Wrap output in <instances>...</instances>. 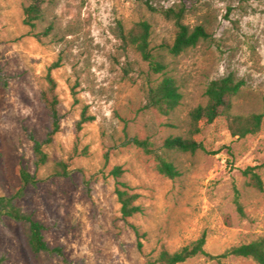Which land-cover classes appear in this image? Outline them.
<instances>
[{"label":"rangeland","instance_id":"obj_1","mask_svg":"<svg viewBox=\"0 0 264 264\" xmlns=\"http://www.w3.org/2000/svg\"><path fill=\"white\" fill-rule=\"evenodd\" d=\"M28 2L0 0V65L9 79L7 87L0 85V195L21 187L22 166L35 173L30 134L46 137L50 118L42 92L50 65L64 53L63 65L52 70L61 130L45 146L49 162L37 172V184L18 199L25 212L46 224V240L62 246L64 256L34 252L28 225L3 218L1 264H148L162 249L178 250L204 232L211 254L264 235V125L241 138L231 135L223 117L200 121L192 135L201 143L197 151L164 147L170 136H190V111L206 104L211 80L230 72L245 80L234 113L264 110V0H51L41 27L54 22L60 35L43 41L23 22ZM181 4L185 23L203 25L210 37L178 56L162 50L166 72L183 93L181 105L167 116L149 106L146 95L162 74L123 48L116 31L119 22L131 27L146 19L157 51L174 41L176 26L149 6ZM83 112L91 119L77 132ZM156 153L170 157L180 176L160 173ZM59 161L68 163L67 175L55 173ZM118 165L124 170L120 180L139 194L143 207L128 219L112 173ZM248 167L260 174L262 190L249 184ZM237 193L245 216L237 209ZM179 264L259 263L196 256Z\"/></svg>","mask_w":264,"mask_h":264},{"label":"trees","instance_id":"obj_2","mask_svg":"<svg viewBox=\"0 0 264 264\" xmlns=\"http://www.w3.org/2000/svg\"><path fill=\"white\" fill-rule=\"evenodd\" d=\"M51 0H29L24 6L23 22L30 28V33L38 40L43 41L45 37H57L60 28L55 26L54 22L41 27V24L47 20V12ZM151 10L161 13L165 18L172 20L176 26L174 41L170 44L161 45L155 51L152 43L153 28L150 21L146 19L135 22L131 27H126L119 22L116 31L117 38L121 41L123 48L132 49L139 53L143 60L147 61L151 70L155 74H162V78L154 85L146 90L148 105L156 109L163 115H171L176 112L183 100L178 80L169 75L167 64L162 55L165 50L172 56H178L198 45L202 40L210 37L209 32L203 25L191 27L184 21L186 6L181 4L177 7H161L156 8L149 6ZM69 33H64L61 40L66 38ZM64 53L55 60L49 67L46 76L47 86L42 92V101L47 108L50 118V125L44 139H39L35 135L30 134L33 140V150L35 155V173H31L25 166L20 169V178L22 185L16 191L8 195H0V219L9 218L19 223L28 225V243L31 249L36 252H45L52 255L64 256L62 246H52L45 237L47 226L41 220L35 219L30 213L25 212L18 204V199L26 193L29 185H35L38 182L37 172L40 168L49 162V154L45 149L46 145L52 143L55 135L61 130L62 114L59 111V97L56 92L57 83L52 75V70L63 65ZM9 79L0 65V85L7 87ZM245 85L243 78H238L233 72L228 73L220 78L211 80L205 94L207 96L206 104H200L193 108L190 113V136H170L164 141V147L167 150L175 151H191L195 152L199 149L201 143L193 138V134L200 131L199 123L204 121L212 123L218 118H225L228 129L233 136L241 138L248 135L257 134L264 125V110L259 113L236 114L233 111L234 98ZM91 119L83 112L81 118L77 121V132L83 127V124ZM138 143H147L145 141L135 139ZM147 145V144H145ZM147 147V146H145ZM157 168L163 175L175 179L180 176V171L175 162L164 153H156ZM122 166H115L112 173L117 178L116 194L121 204L122 217L131 218L143 212V207L138 203L139 194L132 192L128 184L120 177L123 175ZM55 173L58 175L68 174V163L59 161L55 167ZM250 177L249 184L259 190L263 189V180L253 167H248L245 171ZM237 209L242 216H245L244 206L237 193L235 196ZM137 234L139 229L133 225ZM207 242V234L204 232L199 238L191 241L189 244L178 250L170 251L166 248L162 249L155 260H149L148 264H179L196 256H208L213 259H222L231 256L251 258L259 264H264V235L255 238L248 243H241L227 248L221 254H211L205 248ZM1 264V262H0Z\"/></svg>","mask_w":264,"mask_h":264}]
</instances>
